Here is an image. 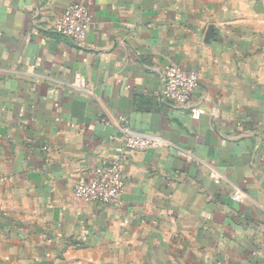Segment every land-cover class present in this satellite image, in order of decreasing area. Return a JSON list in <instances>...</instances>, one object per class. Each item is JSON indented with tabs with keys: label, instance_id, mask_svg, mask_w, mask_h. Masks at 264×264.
Here are the masks:
<instances>
[{
	"label": "crops",
	"instance_id": "0c3cea01",
	"mask_svg": "<svg viewBox=\"0 0 264 264\" xmlns=\"http://www.w3.org/2000/svg\"><path fill=\"white\" fill-rule=\"evenodd\" d=\"M71 2L92 14L82 44L53 30ZM239 14L230 0H0V214L34 255L264 264V74ZM172 63L201 70L196 110L162 95ZM120 117L168 144L124 148ZM121 155L120 205L75 196Z\"/></svg>",
	"mask_w": 264,
	"mask_h": 264
},
{
	"label": "built area",
	"instance_id": "2783aa9c",
	"mask_svg": "<svg viewBox=\"0 0 264 264\" xmlns=\"http://www.w3.org/2000/svg\"><path fill=\"white\" fill-rule=\"evenodd\" d=\"M92 21L89 7L82 2H71L59 15L53 30L59 35L82 44L87 37V28ZM201 80L200 69H188L172 63L165 69L163 76L162 95L174 104L192 107L194 94ZM109 125L110 120H104ZM120 132L123 146L129 150L157 149L168 144L166 138L158 134L139 133L132 129L124 117L115 123ZM124 156L102 160L91 180L79 181L74 185L75 196L88 202H99L106 205H120L121 195L125 190ZM234 198L242 200L237 192Z\"/></svg>",
	"mask_w": 264,
	"mask_h": 264
},
{
	"label": "rangeland",
	"instance_id": "374dc122",
	"mask_svg": "<svg viewBox=\"0 0 264 264\" xmlns=\"http://www.w3.org/2000/svg\"><path fill=\"white\" fill-rule=\"evenodd\" d=\"M239 10L241 30L251 36L252 65L256 62L258 76L264 74V0H230ZM264 82H256L261 87ZM13 216L0 214V264H69L66 257L36 252L26 238L25 227L15 225ZM41 255V256H39ZM42 257V258H39ZM70 262V261H69ZM141 264H174L169 258L154 257Z\"/></svg>",
	"mask_w": 264,
	"mask_h": 264
}]
</instances>
